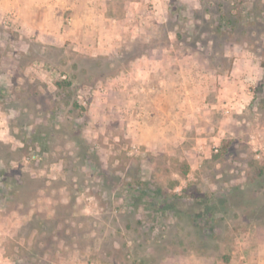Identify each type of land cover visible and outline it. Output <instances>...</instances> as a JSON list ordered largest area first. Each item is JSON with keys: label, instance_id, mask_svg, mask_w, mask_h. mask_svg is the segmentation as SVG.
Masks as SVG:
<instances>
[{"label": "rangeland", "instance_id": "obj_1", "mask_svg": "<svg viewBox=\"0 0 264 264\" xmlns=\"http://www.w3.org/2000/svg\"><path fill=\"white\" fill-rule=\"evenodd\" d=\"M263 261L264 0L0 11V264Z\"/></svg>", "mask_w": 264, "mask_h": 264}, {"label": "crops", "instance_id": "obj_2", "mask_svg": "<svg viewBox=\"0 0 264 264\" xmlns=\"http://www.w3.org/2000/svg\"><path fill=\"white\" fill-rule=\"evenodd\" d=\"M37 1V3H36ZM62 7H63V0H0V11H5V10H18L21 8L22 13L24 15H29V16H40V15H51L52 13H62ZM137 65H140L136 68L135 70V75L136 78L140 80L138 86H139V93H140V97H144L146 95H149L150 97L153 96V86H157L156 84H158L156 82V80L158 79V73L155 72L154 69V63H156V59L152 56V55H144L141 56L137 59L136 61ZM171 72V71H170ZM169 71H166V73L173 74L170 73ZM174 86H172V88L170 89L171 91H168V94L166 95L167 97H171V95L169 94V92H172ZM184 88V87H183ZM181 86V91H184V89ZM182 96H184L186 99H184V105L188 104L190 102L189 98H190V94H188L187 92H182ZM194 97V95H193ZM153 99V98H152ZM153 102V100H152ZM156 101L154 103H151L150 106V111L151 113H154L156 116V112L159 113L160 110H165L166 112V121H161L158 122L156 121V125H153V129L155 128L156 130H167L166 132V136L164 137V140H167V133L170 130L171 126L168 123H175L174 118L177 117L179 118L178 115H176V113L180 114L182 117L185 118L186 114L188 115L187 111H185V107L184 108H177L176 104L175 106L171 105L168 103L167 106H161L159 111L157 110L158 106L155 105ZM142 106L140 107V109L136 110L135 112L138 114L137 115V120L135 123H142L144 120L143 118L146 116L147 113V109H144L146 106V102L141 104ZM162 108V109H161ZM178 110V111H177ZM146 111V112H145ZM180 112V113H179ZM153 114V115H154ZM151 114V117L153 116ZM180 116V118H181ZM189 116V115H188ZM154 118V117H152ZM187 118V117H186ZM185 118V119H186ZM176 119V118H175ZM184 119V120H185ZM152 121V120H151ZM153 123V122H152ZM161 123H166L167 126L164 129L163 125H161ZM264 263V261H263Z\"/></svg>", "mask_w": 264, "mask_h": 264}]
</instances>
